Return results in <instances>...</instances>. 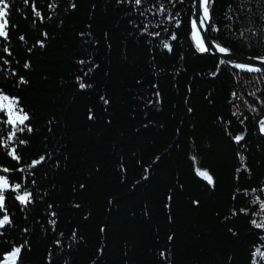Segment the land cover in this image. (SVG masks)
Listing matches in <instances>:
<instances>
[{"label":"trees","instance_id":"1","mask_svg":"<svg viewBox=\"0 0 264 264\" xmlns=\"http://www.w3.org/2000/svg\"><path fill=\"white\" fill-rule=\"evenodd\" d=\"M7 3L0 90L32 131L0 111V166L32 202L5 192L0 264H264V72L197 49L193 0ZM210 9L215 42L264 54V0Z\"/></svg>","mask_w":264,"mask_h":264},{"label":"snow or ice","instance_id":"2","mask_svg":"<svg viewBox=\"0 0 264 264\" xmlns=\"http://www.w3.org/2000/svg\"><path fill=\"white\" fill-rule=\"evenodd\" d=\"M210 2L215 3V0H193V18L190 20L191 29H192V37L195 41V45L197 49L201 53L209 52L210 49L206 46L205 38L202 36V30L207 31V25L212 23V15H211V9H210ZM134 3L136 5H140L142 3V0H134ZM198 4V7H197ZM75 5H73L74 7ZM9 5L7 3V0H0V37H3L5 39L8 38V32H7V25L8 21L6 19L7 17V9ZM159 13L163 14L166 10L163 5L159 7L157 10ZM232 11L231 6L229 5L228 12L230 13ZM197 12L200 14L197 15ZM35 16H40L39 11H34ZM227 16V13H226ZM228 19H232L231 16H227ZM168 19H173L171 12H168ZM176 27H179V20L176 21ZM212 31H219V29L212 24ZM251 31V29H249ZM155 35H159V33H155ZM243 35V33H241ZM20 39H24L23 37H20ZM171 39L175 40L176 35L173 33L171 35ZM219 52L221 53H227L228 50L224 47H221L219 45H215ZM163 47L167 48L169 51L172 50L171 44L167 41L163 42ZM256 59H259L262 63H264V56L258 57ZM223 63V61H222ZM25 67H28L26 64ZM237 68L246 69L250 72H260L261 69L259 67H250L246 66L240 63H237L235 65ZM21 83H26L23 79L20 81ZM81 88L87 87L84 83H80ZM235 95V93H233ZM107 103V101H105ZM8 116L7 123L13 125V129L11 132V135L9 139L16 138L17 132H24L27 130L29 133L32 131V128L26 123L29 121L30 117L27 112L24 111L22 107H19V100L15 97H9L8 95L4 94L2 90H0V111H5ZM91 118V117H90ZM264 123V122H262ZM23 126V127H20ZM264 130V128H262ZM242 135H237L234 137L235 141L239 143L241 140H243ZM20 144L26 143L25 140H20ZM4 147H7L5 144ZM9 156H11L15 160H20V157L17 155L16 148H12L10 152L7 153ZM44 157H40L39 160H34L32 162V167L38 165L43 161ZM8 169H3V172H8ZM23 171V169H21ZM197 174L202 177L204 180H206L209 184H214V179L210 175V173L207 170H201L199 168L196 169ZM22 185L20 183H9V179L4 176L0 175V228H4L6 225L11 224V218L7 214V209L5 207V192L11 190L15 196L14 198L20 202L21 205L27 206L29 203L32 202V193L28 190H24L23 194L21 193ZM262 209H264V204L261 205ZM52 215H55V213H52ZM256 227L264 228V221H261L260 223H257L255 219L251 221ZM54 224L55 222L52 221ZM23 245L21 247H16L10 254H9V261L10 264H17V260L19 258V255L21 253ZM257 253L260 255H264V253H260V250L257 249Z\"/></svg>","mask_w":264,"mask_h":264},{"label":"water","instance_id":"3","mask_svg":"<svg viewBox=\"0 0 264 264\" xmlns=\"http://www.w3.org/2000/svg\"><path fill=\"white\" fill-rule=\"evenodd\" d=\"M197 7H198V4H197ZM193 11L194 9H193V3H192L191 19L193 18ZM199 14L200 13L197 12V15ZM209 28H210V24L207 25V31L202 30V33H201L202 36L205 38L206 46L210 49L209 52H205L204 54L216 56L220 58L221 61L231 64L234 67L237 63H240V64L250 66V67H259L261 69L260 72H264V63H262L259 59H256L258 57L264 56V54H240L234 50L224 47L213 40V38L210 36ZM215 45H219L221 47L226 48L228 52L227 53L219 52L218 48ZM242 70H246V69H242ZM262 122H264V112L260 114L259 116H257V118L254 121L255 135L258 138L264 140V130H262V128H264V123Z\"/></svg>","mask_w":264,"mask_h":264},{"label":"rangeland","instance_id":"4","mask_svg":"<svg viewBox=\"0 0 264 264\" xmlns=\"http://www.w3.org/2000/svg\"><path fill=\"white\" fill-rule=\"evenodd\" d=\"M3 167L2 166H0V175H4V176H6L7 177V175H6V173L5 172H3ZM10 183V182H9ZM11 184V183H10ZM12 252V251H11ZM11 252H9V253H7V255H6V258L3 260V262H2V264H10V261H9V254L11 253ZM17 264H18V260H17Z\"/></svg>","mask_w":264,"mask_h":264}]
</instances>
